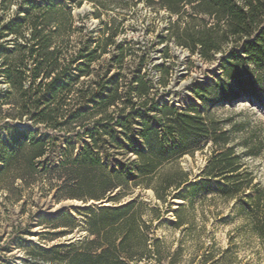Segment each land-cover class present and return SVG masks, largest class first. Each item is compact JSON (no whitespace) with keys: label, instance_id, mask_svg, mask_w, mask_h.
Here are the masks:
<instances>
[{"label":"trees","instance_id":"obj_1","mask_svg":"<svg viewBox=\"0 0 264 264\" xmlns=\"http://www.w3.org/2000/svg\"><path fill=\"white\" fill-rule=\"evenodd\" d=\"M89 1L101 24L96 35L78 23L80 13L54 0H23L11 19L3 22L0 17V39H19L10 50L0 48V73L8 86L0 96V122L27 121L31 127L13 125L16 135L9 145L0 139V175L33 180L49 145L47 135L35 137L37 127L62 132L68 134L65 150L50 171L59 173L63 197L112 202L76 210L87 217L88 236L54 248L62 254L58 259L67 264H181V247L170 251L152 232L153 222L160 218L157 204L150 207L134 198L120 205L136 189L151 190L161 204L187 199L174 213L175 228L193 225V196L212 193L224 200L238 199L240 206L250 207L248 226L264 247V186L254 183L244 161L262 151L264 138L250 132L236 141V125L225 127L195 105L180 110L162 103L145 77L144 56L130 78L120 74L136 49L118 41L124 17L117 11L145 1L153 10L167 13L168 40L203 61L218 57L222 80L193 88L205 106L216 93L227 100L237 98L238 91L253 94L256 81L264 80V0ZM11 2L0 0V13ZM250 65L262 72L260 78ZM162 70L165 76L167 69ZM207 144L209 155L200 172L192 175L179 159ZM110 150L119 158L110 161ZM251 191L254 195L242 203L241 195ZM55 220L75 225L68 214H57ZM210 260L201 264L220 262Z\"/></svg>","mask_w":264,"mask_h":264},{"label":"rangeland","instance_id":"obj_2","mask_svg":"<svg viewBox=\"0 0 264 264\" xmlns=\"http://www.w3.org/2000/svg\"><path fill=\"white\" fill-rule=\"evenodd\" d=\"M22 1L12 0L9 9L0 13V17L4 16L3 22L13 17ZM36 1L46 3L48 0ZM54 1L71 7L75 15L80 13L82 16L77 20L78 23H83L92 34L96 35L101 29L100 22L92 15L94 9L89 0ZM78 1H81L80 7H77ZM117 11L123 12L120 16L124 17L118 41L129 43L136 49L135 54L128 57L125 66L119 70L120 74L130 78L139 58L144 56L145 77L152 81L153 89L162 103L176 105L180 110L195 105L201 112L224 122L225 127L236 125L233 132L236 141L250 132L264 138V80L256 81L253 94L238 91L237 98L227 100L216 93L208 97L207 105L202 106L193 88L208 87L218 79L222 80L218 57L206 62L190 56L186 49L177 48L166 38L167 13L153 10L145 1ZM17 41L19 39L12 35L5 36L0 39V48L10 50ZM249 67L253 75L260 78L262 72L255 70L252 65ZM162 68L167 69L165 76ZM162 80L166 82L165 85ZM7 91L8 86L0 73V96ZM6 107L3 106V109ZM7 120L0 122V139L7 145L16 135L15 126L19 129L31 128L27 121L24 124L7 125ZM43 135H47L49 145L40 159L39 172L33 180H13L11 173L0 175V264H67L66 260L58 259L62 254L54 248L77 244L88 236L87 217L76 210L112 205L108 199L81 202L63 197L66 192L64 187H58L61 182L59 173L50 170L61 161L68 134L37 127L35 137ZM209 146L207 144L194 151L191 156L184 154L179 159L180 165L192 175L198 174L209 155ZM108 153L110 161L112 157L119 158L113 156L112 150ZM244 161L253 172L254 183L264 186V148L255 157H245ZM110 166L113 168L112 163ZM253 195L254 191L242 194L241 202H245L244 197ZM134 198L143 200L150 207L156 204L160 207V218L153 222L152 232L156 239L165 241L170 251L178 245L181 247V264H201L209 259H220L217 264H264V247L248 226L249 206L243 208L238 199L224 200L212 193L193 196L189 198L193 201V225L175 228L174 213L178 206L187 204V199L172 198L168 203L161 204L155 200L151 190L136 189L133 194L124 197L120 205ZM62 205H75L62 212L73 217V227L68 220H55V216L61 214L58 209ZM156 224L158 227L154 228Z\"/></svg>","mask_w":264,"mask_h":264},{"label":"water","instance_id":"obj_3","mask_svg":"<svg viewBox=\"0 0 264 264\" xmlns=\"http://www.w3.org/2000/svg\"><path fill=\"white\" fill-rule=\"evenodd\" d=\"M72 207H75V205L67 207V205H62L59 209H58V213H62L63 211L67 210L68 208L71 209Z\"/></svg>","mask_w":264,"mask_h":264},{"label":"built area","instance_id":"obj_4","mask_svg":"<svg viewBox=\"0 0 264 264\" xmlns=\"http://www.w3.org/2000/svg\"><path fill=\"white\" fill-rule=\"evenodd\" d=\"M177 48H181V47H179V46H177V45H175ZM183 49V48H182ZM2 166V164L0 163V167Z\"/></svg>","mask_w":264,"mask_h":264}]
</instances>
